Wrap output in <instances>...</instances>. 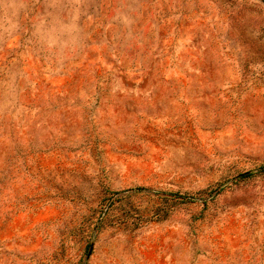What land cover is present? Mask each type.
Returning a JSON list of instances; mask_svg holds the SVG:
<instances>
[{
  "label": "rangeland",
  "instance_id": "374dc122",
  "mask_svg": "<svg viewBox=\"0 0 264 264\" xmlns=\"http://www.w3.org/2000/svg\"><path fill=\"white\" fill-rule=\"evenodd\" d=\"M0 264H264V0H0Z\"/></svg>",
  "mask_w": 264,
  "mask_h": 264
}]
</instances>
